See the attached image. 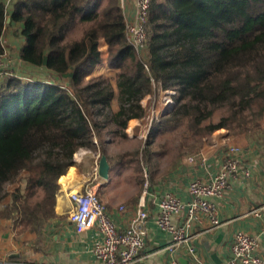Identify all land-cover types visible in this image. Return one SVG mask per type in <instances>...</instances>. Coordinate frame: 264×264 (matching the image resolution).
Returning <instances> with one entry per match:
<instances>
[{
	"label": "trees",
	"instance_id": "obj_1",
	"mask_svg": "<svg viewBox=\"0 0 264 264\" xmlns=\"http://www.w3.org/2000/svg\"><path fill=\"white\" fill-rule=\"evenodd\" d=\"M100 2L18 0L10 13L0 0V56L11 15L23 26L20 59L53 79L0 78V219L22 231L39 233L56 217L57 182L77 151L105 125L126 138L128 122L143 118L141 102L156 86L176 96L151 129L160 135L183 127L190 152L221 129L264 136V0H152L143 56L128 41L119 0L97 9ZM79 27L81 38L66 41ZM102 42L116 88L92 75L104 61ZM91 107L101 121L93 123ZM151 148L147 143L133 161L149 167ZM14 183L11 194L4 191Z\"/></svg>",
	"mask_w": 264,
	"mask_h": 264
},
{
	"label": "crops",
	"instance_id": "obj_2",
	"mask_svg": "<svg viewBox=\"0 0 264 264\" xmlns=\"http://www.w3.org/2000/svg\"><path fill=\"white\" fill-rule=\"evenodd\" d=\"M17 1L6 0L10 13ZM106 1L101 0L96 8L102 9ZM119 2L125 18L131 19L135 0ZM22 27L19 22L12 21L9 15L2 37L7 55L6 68L13 70L20 78L31 75L34 70L20 59V50L26 43L21 33ZM100 50L104 61L94 73L102 66L110 68L105 62L107 54L103 53V50L107 52L105 42L101 43ZM108 68L104 67L105 70ZM137 126L138 119L128 122L126 138L135 137ZM112 135L108 133L107 139ZM110 147L111 144L102 145L103 151L100 149L98 154L91 157H74V165L67 168L57 182L56 217L39 233L22 231L20 227L15 228L13 222L0 219V264H99L94 247L103 240L101 232L94 227L78 234L69 219L75 208L72 194L83 192L89 187H94L98 192L110 218L120 230L129 227L140 202L145 203L143 208L149 213L145 223L144 254L147 257L139 264H170L174 257L178 258L180 264H228L232 257L231 243L238 232L255 236L259 243L258 251L264 253V209H261L264 206V136L258 139L234 136L228 130L221 129L212 134L210 140H204L197 151L190 152L181 146L182 151L167 163L158 162L167 155L164 149L152 146L154 157L149 167L145 164L135 166L129 158L142 149L112 153ZM232 147L239 148L234 156L251 174L248 178L239 176L232 180L226 195L214 200L217 219L222 225L209 230L210 220L200 216L193 222L191 229L195 237L173 254L169 253L166 248L171 244L172 236L156 222L159 201L165 195L172 194L184 203L191 202L193 196L189 190L190 184L197 180L209 183L231 156ZM102 156H106L111 165L107 180L95 173ZM256 209H261L258 214L253 213ZM186 217L185 209L175 215L172 221L175 225H182ZM190 249L194 250L193 253Z\"/></svg>",
	"mask_w": 264,
	"mask_h": 264
},
{
	"label": "built area",
	"instance_id": "obj_3",
	"mask_svg": "<svg viewBox=\"0 0 264 264\" xmlns=\"http://www.w3.org/2000/svg\"><path fill=\"white\" fill-rule=\"evenodd\" d=\"M152 0H135L134 16L126 19V34L128 41L141 55L146 54L147 23ZM6 53L0 56V78L18 77L13 70L6 69ZM239 148H231V156L222 164L216 176L209 182L193 181L189 190L193 200L189 203L182 202L178 197L167 194L158 203L159 213L156 218L158 226L171 234L172 242L166 248L173 254L178 248L187 245L194 237L191 233L193 222L200 216H206L211 223L209 230L220 227L222 224L217 219V207L214 200L226 195L231 187V181L239 176L250 177V170L243 168L234 156ZM98 174V167L95 169ZM75 204L69 219L74 224L78 234H82L97 227L103 236L102 242L94 247V254L99 264H139L147 257L144 254L146 246L145 223L149 213L140 202L129 227L120 230L110 218L106 205L102 202L94 187H89L83 192L72 194ZM123 209V207L121 208ZM187 211V217L182 225H175L173 217L181 211ZM264 209V206L261 208ZM261 209L253 213L258 214ZM259 243L255 236L238 232L231 243L232 257L228 264H264V253L258 251ZM193 253V249H190ZM170 264H180L177 257L171 259Z\"/></svg>",
	"mask_w": 264,
	"mask_h": 264
},
{
	"label": "rangeland",
	"instance_id": "obj_4",
	"mask_svg": "<svg viewBox=\"0 0 264 264\" xmlns=\"http://www.w3.org/2000/svg\"><path fill=\"white\" fill-rule=\"evenodd\" d=\"M82 33L83 31L81 27L76 28L73 30L72 33L69 34L66 41L78 40L81 38ZM103 53L107 54V52L104 50H103ZM104 67L108 68L107 66H102L97 72L93 73L92 75L93 76L95 75L96 77H98V76H101L102 74L103 76L107 77L108 80L111 81V83L113 84V87L116 88V76L115 75L117 71L111 70L110 68H108V70H105ZM38 74L39 75L33 72V75H28L27 77H23L22 79L24 82H32V80L34 79L35 80L43 79V81L47 83H50V81L53 82L52 78L47 77V76L42 77L41 73H38ZM93 76L87 77L85 79V82H87L89 78ZM156 88H157L156 89L157 92L154 95L146 96L141 102L143 107L145 108V114L143 118L138 119L137 130L134 134L135 137L129 139V138L120 137L118 135H112L109 139H107L108 138L107 134L109 130L112 129V127L105 125L104 132H102L101 135L96 134V132H93V139L89 147H84V148L79 149L77 153L75 154V158H81L82 156L91 157L93 155H96L99 153L100 149L102 150V145L108 146L109 144H111L110 149L112 150L110 151L112 153H116L118 150L121 152V150H126V149H133V150L140 149L141 150L145 147L147 143L150 142L153 147H156L158 149L160 148L161 150L164 149L163 151L167 153L165 158L160 159L158 162H161V163L170 162L174 156H176L178 153L182 151L181 146H184L187 140L183 139V134H182L184 133L183 127L181 129H178L177 131H166L160 135L156 134L154 129H151L152 123L155 120H157V118L161 114H163V112L166 109H169L171 106L174 105V102H175L174 97L176 96V92L173 89L163 90L161 86H156ZM118 105H119L118 101L114 99L112 101V108L114 110H117ZM90 110L93 113V117H92L93 123H94V120L95 121L102 120L101 115L99 114L100 111L98 108L91 107ZM102 137L104 138L103 141H101ZM211 137L212 135L205 138V140H210ZM129 158L133 160L132 156H129ZM133 164L137 166V163H135L134 161H133ZM141 173L145 175V172L142 170H141ZM16 187H17V183L6 184L4 186V191L11 194L12 191ZM35 198L36 197H34L33 199Z\"/></svg>",
	"mask_w": 264,
	"mask_h": 264
},
{
	"label": "water",
	"instance_id": "obj_5",
	"mask_svg": "<svg viewBox=\"0 0 264 264\" xmlns=\"http://www.w3.org/2000/svg\"><path fill=\"white\" fill-rule=\"evenodd\" d=\"M111 170V165L108 162V159L106 156H102L99 167H98V174L103 179H109V174Z\"/></svg>",
	"mask_w": 264,
	"mask_h": 264
}]
</instances>
